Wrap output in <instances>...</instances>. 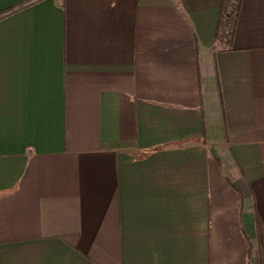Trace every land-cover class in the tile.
<instances>
[{"label":"crops","instance_id":"0c3cea01","mask_svg":"<svg viewBox=\"0 0 264 264\" xmlns=\"http://www.w3.org/2000/svg\"><path fill=\"white\" fill-rule=\"evenodd\" d=\"M223 1L0 0V264H264V0L228 42Z\"/></svg>","mask_w":264,"mask_h":264},{"label":"built area","instance_id":"2783aa9c","mask_svg":"<svg viewBox=\"0 0 264 264\" xmlns=\"http://www.w3.org/2000/svg\"><path fill=\"white\" fill-rule=\"evenodd\" d=\"M234 4V0H229L228 6L224 8L221 15L220 32L223 38V42H228L233 32V22L236 14V8L229 10V6Z\"/></svg>","mask_w":264,"mask_h":264},{"label":"trees","instance_id":"16d2710c","mask_svg":"<svg viewBox=\"0 0 264 264\" xmlns=\"http://www.w3.org/2000/svg\"><path fill=\"white\" fill-rule=\"evenodd\" d=\"M228 2H229V0H224V1H223L222 10H224V8L227 7ZM234 4H235V8H236V10H237L238 5H239V0H234ZM9 11H10V10H4L3 12L0 13V16L4 15L5 13H7V12H9ZM217 37H218V36H217Z\"/></svg>","mask_w":264,"mask_h":264},{"label":"rangeland","instance_id":"374dc122","mask_svg":"<svg viewBox=\"0 0 264 264\" xmlns=\"http://www.w3.org/2000/svg\"><path fill=\"white\" fill-rule=\"evenodd\" d=\"M228 6V5H227ZM235 8V4H231L230 6H229V10L231 11V10H233Z\"/></svg>","mask_w":264,"mask_h":264}]
</instances>
